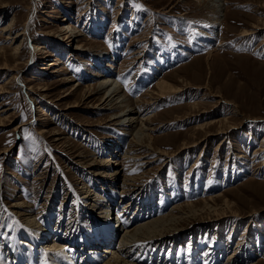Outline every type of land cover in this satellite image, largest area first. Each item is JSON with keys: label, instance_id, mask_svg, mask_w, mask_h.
Wrapping results in <instances>:
<instances>
[{"label": "rangeland", "instance_id": "374dc122", "mask_svg": "<svg viewBox=\"0 0 264 264\" xmlns=\"http://www.w3.org/2000/svg\"><path fill=\"white\" fill-rule=\"evenodd\" d=\"M224 1L226 20L214 27L208 0H0V29L10 23L15 33L27 29L17 40L0 30V64L12 67H0V87L7 90L0 92V151L9 149L0 153V264H18L14 245L32 243L29 225L12 208L16 200L41 213L42 228L61 222L71 241L60 249L76 253L81 264L90 253L83 238L97 233L95 191L106 195L113 189L117 203L107 219L115 223L117 210L120 216L127 212L124 221L135 215L144 221L174 205L200 207L221 193L217 202L228 200L236 214L188 219L182 236L139 251L140 260L264 264V150L254 154L264 149V0ZM62 24L76 28L77 38L66 39ZM243 30L255 33L241 36ZM34 42L46 53L34 51ZM97 73L121 85L131 107L141 104V118L156 114L153 147L167 152L169 162L143 168L125 157L135 146L128 126L114 119L120 109L103 108L100 94H86L88 85L95 89L103 79ZM160 79L187 86L149 109L145 101L156 95ZM134 81L138 90H131ZM216 118L228 120L229 135L216 134L212 126L211 137L201 142L203 131L194 127ZM111 158L121 162L125 175L143 176L125 199L117 195L122 178L108 188L112 179L97 175L113 167L86 166ZM163 197L170 200L166 206ZM183 211L188 214V207ZM73 242L78 246L71 249ZM106 247L97 255L106 256ZM234 250L239 258L231 262ZM43 255L47 264L46 253L37 257Z\"/></svg>", "mask_w": 264, "mask_h": 264}, {"label": "bare ground", "instance_id": "6f19581e", "mask_svg": "<svg viewBox=\"0 0 264 264\" xmlns=\"http://www.w3.org/2000/svg\"><path fill=\"white\" fill-rule=\"evenodd\" d=\"M208 1L211 3L212 7L215 8L213 11V13L215 14L213 25H215L214 27H218L220 25V22L224 23L226 20L224 13H222V11L225 9L224 3L227 1H224V0H208ZM253 28L259 29L260 27L254 26ZM75 29L76 28H72L71 24H62L60 26L59 31L61 33H65L64 37H66V39L74 40L78 36L76 35ZM0 30H2V33H7L6 34L7 39H12V40H17L22 35H25L27 31V29L25 28L24 30L15 33L13 32V27L11 23L8 26ZM73 30L74 32L70 33ZM253 33L255 32L251 30H243L241 33V36L247 37V36L252 35ZM19 46H20L19 44H16L14 47L15 48L14 52L17 53L16 54L17 57L19 53L18 52ZM44 48L45 46H43L42 44H36L35 42L33 44V50L36 52L46 53V51H44ZM107 57H112V56H107ZM57 61L58 60H56V62L51 63L50 65L54 66L60 63V61L58 62ZM102 61L105 62V60H102ZM0 67L12 68L10 66H7L5 63L4 65L0 64ZM105 69L107 71L111 70V68L107 69V67H105ZM97 75L100 76L101 73H97L96 76ZM102 77L103 79L98 82V84L96 85L97 87H95V89L91 88L93 87L92 84L87 86L88 89L86 91L87 92L86 94H88V96H94V95L100 94L101 95L100 104L103 106V108L110 107L111 109L112 108L120 109V111L116 110L118 112L114 113V119L115 120L117 119L116 123L118 122V123L125 124L128 126V131L126 133L131 135V146H135L133 148H129V153H131L132 151L133 154H128L125 157L128 156L129 160L140 161L139 163H136V164L142 165L143 168H145L146 166H148L155 160L169 162L170 159L168 160V157H165L168 154L167 152L162 151L160 149L159 151H155L153 147L154 138H153L152 132L156 131L158 128V126H155L153 123L156 118V114L151 115V116L149 115L145 119L141 118L140 116L141 109L139 108L141 104L137 105L136 107L135 106L131 107L134 104H132V102L129 99H127L125 95V91L123 92L124 89L121 87V85H118V83L111 80L110 76L103 75ZM14 79H16V75L13 76L12 80ZM156 85L158 89V92H156V95L154 97L150 96V98H148L145 101V104H147V107L149 109L159 104L160 101L162 100L164 101V98L167 99V97L172 98L173 96L174 97L177 96V94L182 92L183 87L187 86V85L184 86V84H182L181 86H176L166 81L165 79H160ZM28 89L30 91H33V88L29 87ZM0 90H1L0 92L7 91L5 90V87H2V86L0 87ZM45 90L47 89L43 87L40 88V91H45ZM194 107L198 108L199 105H196ZM159 116H160V113H159ZM212 126L214 128L216 127L217 129L216 134L218 135L219 134L229 135L228 132H230L232 128L231 125L228 124V120L225 118H216V119H211L210 121L208 120L207 122H204V123H199L194 127V129L203 131L201 142L206 141L208 140V138L211 137L212 132L210 131L211 129H213ZM219 143L222 144V139H221V142ZM8 150L9 149H4L0 151V153L5 154V152H8ZM262 150L264 149L261 148L259 151H255L254 154H258V152H261ZM133 151H136V154ZM150 157L151 159H145V158H150ZM109 160L108 161L100 160L99 162L89 161V163L86 166H92L95 164L101 165L102 163H106L108 164V166L113 167V169L110 171L101 170L99 173H97V175L106 177L107 179H112V182L107 184L108 188H110L111 186L115 188V181L119 182V180L122 178L123 183L121 184L122 185L121 191H119L117 195L118 197L125 199V197H127L128 195L132 193V190L135 184L138 182V179L143 176L141 175L135 176V177L127 176L125 175V169L124 168L122 169L121 167L122 166L121 162H119L116 159H112V158ZM199 181L201 180L199 179L198 182ZM118 186H119V183H118ZM101 191H104V190H101ZM101 191L100 192L98 190L95 191L97 192V194L95 193V195L99 197L100 201L98 202H100V205L98 206V208H96L99 214L96 216L94 221L98 222V224L96 223L97 225L95 226V230H100V229L102 230V228L105 227V231L104 233L102 232L99 233L98 231L96 234L93 235L87 229L89 231L87 232L90 233L91 235H86L85 236L86 238L84 237L83 238L84 240L81 243H82L83 248L84 246L88 247V249L86 250H89L90 253L87 255L86 259L83 262L81 261L82 262L81 264H142L141 260L143 261V263H145V261H148L150 263H147V264H152V263L156 264L158 262L156 260L157 258L154 259L153 257L149 258L146 256L140 260V256H142L143 254L142 253L139 254V251H142L143 249L146 250L148 248L150 249V247L153 245L157 246V245L165 244L166 243L165 241H169V239L175 240L179 236H182L184 233L183 230H186L185 227H181L183 226L182 223L184 221L188 219L190 220L199 219V222H200L202 220H205V218L207 219L210 218L209 216H218V218H220V217H225L229 215H236L235 213H233L234 209H232L231 203H229L228 200L224 199L221 203L217 202L218 198H220L221 196L224 197V194L221 193L215 196L216 198L210 197L209 201H206V202L204 201L205 202L204 205L200 207H196V204L194 203L174 205L173 209L169 211L168 213L163 214L162 216H158V217L155 216V217L148 218V219L146 218L142 219L144 221H138L141 219L140 215H135L133 219H131V221H124L123 217L125 214H127V212L123 213L120 216L119 210H117L116 218L118 220V223L116 222L117 223L116 224L113 220L114 218L113 219L111 218L110 220L107 219V218L113 217L112 216L113 214L112 209L114 206L113 204L117 203L116 201L117 198L115 196L116 192L113 189V193L106 194L112 200L111 202H109L110 200L109 201L105 200L106 198H104V196L106 195H103ZM90 192H91V189L90 191H87L86 193H90ZM98 192L101 194H99ZM163 200H164V206H166V204L170 202L168 198L163 197ZM131 203H132V200L125 203L127 204L126 205L127 211L128 209L131 208ZM183 206L188 207L189 209L188 214H186L183 211ZM31 207L32 205H28L27 203L22 202L20 200H16L13 203V207H12L14 208V212L17 215L23 217L22 222L26 224V225L24 224V226H27V225L30 226V227L28 226L29 231L27 233L32 236L31 245L35 246L34 248H32L31 245L28 244V247H27L25 245L26 243H23L22 241L14 245L13 247L14 257L17 259L18 264H43L42 263L43 259L41 258H43L44 255L40 257L39 259L38 258L39 256L37 257V254L39 252H43V254L46 253V255L49 256V260H48V257H46L47 264H80L79 259H78L79 256H76V253L73 252V253L68 254L67 251L65 252V250L63 251L62 249H60L66 245L65 244L66 242L70 243L71 241L69 240L68 237H66L67 232L64 231V228L61 225L62 223L60 222V224H58L57 222L55 227H52L50 225V227L42 228L43 227L42 223H44V221L40 219L41 213L34 212V210ZM122 209H121V212H123ZM103 213L107 214L106 218L102 217ZM47 220L48 219H46V221ZM99 220H102V221L105 220V221L101 223L99 222ZM32 230L34 232H32ZM84 230L85 228H81L79 233L83 234ZM49 234H52L55 237L53 238L54 240L49 238ZM116 236H120V237L115 242ZM42 240L46 241V243L43 244L44 246L42 248L41 246L37 248L36 243ZM58 241H65V242H58ZM102 244L109 246V247H106L104 251H102L106 256H103L102 254H100V256L97 255V250L101 247ZM70 246L72 249L78 246V243L77 245H75V243L73 242L72 244H70ZM237 253L238 252L234 250L229 254V260H231V262L232 261L235 262L239 258L237 256ZM178 263L175 261H171L169 264H178Z\"/></svg>", "mask_w": 264, "mask_h": 264}, {"label": "snow or ice", "instance_id": "6c2138e0", "mask_svg": "<svg viewBox=\"0 0 264 264\" xmlns=\"http://www.w3.org/2000/svg\"><path fill=\"white\" fill-rule=\"evenodd\" d=\"M0 227H5L4 225H0ZM0 235H4V233L0 232Z\"/></svg>", "mask_w": 264, "mask_h": 264}]
</instances>
